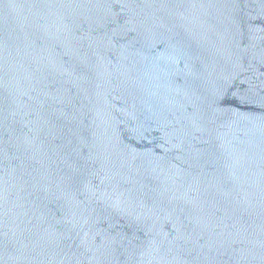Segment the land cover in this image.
<instances>
[{
    "label": "water",
    "instance_id": "water-1",
    "mask_svg": "<svg viewBox=\"0 0 264 264\" xmlns=\"http://www.w3.org/2000/svg\"><path fill=\"white\" fill-rule=\"evenodd\" d=\"M0 264H264V0H0Z\"/></svg>",
    "mask_w": 264,
    "mask_h": 264
}]
</instances>
